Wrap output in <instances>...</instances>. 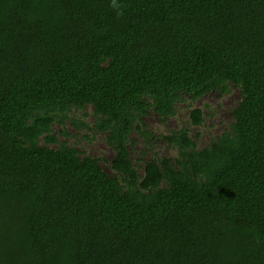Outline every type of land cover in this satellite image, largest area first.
Returning <instances> with one entry per match:
<instances>
[{"label": "trees", "instance_id": "trees-1", "mask_svg": "<svg viewBox=\"0 0 264 264\" xmlns=\"http://www.w3.org/2000/svg\"><path fill=\"white\" fill-rule=\"evenodd\" d=\"M116 3L0 0V264H264V0ZM229 86L205 147L132 160L150 111ZM87 107L112 175L53 134Z\"/></svg>", "mask_w": 264, "mask_h": 264}, {"label": "rangeland", "instance_id": "rangeland-1", "mask_svg": "<svg viewBox=\"0 0 264 264\" xmlns=\"http://www.w3.org/2000/svg\"><path fill=\"white\" fill-rule=\"evenodd\" d=\"M239 100V90L229 86L226 93L219 94L216 91H211L196 100L184 95L183 100L176 104L174 116L169 117L165 122H161L157 114L150 111L143 117L149 136L144 138L138 132H132L131 143L128 144L132 160H139L138 164L141 162L140 165H142L152 156H167L174 159L177 156V150L175 147L167 145L163 137L181 128H187L189 136L193 139L198 134L195 140L197 146L205 147L210 140L228 129L232 121L230 112ZM194 109L201 110V125L194 126L189 120V114ZM68 117L69 120L64 123V129L69 133V136H62L61 126L54 123L52 130L55 138L60 142L65 141L82 154L103 158L104 161L100 162L101 168L112 175L108 163L114 153L108 146L104 134L93 129L94 116L91 107L82 111L73 109ZM51 147H56V145H51ZM139 171L141 172L142 169Z\"/></svg>", "mask_w": 264, "mask_h": 264}, {"label": "clouds", "instance_id": "clouds-1", "mask_svg": "<svg viewBox=\"0 0 264 264\" xmlns=\"http://www.w3.org/2000/svg\"><path fill=\"white\" fill-rule=\"evenodd\" d=\"M112 7L113 8H118L119 5L116 3V0H112Z\"/></svg>", "mask_w": 264, "mask_h": 264}]
</instances>
